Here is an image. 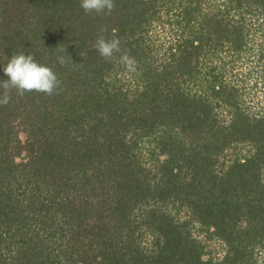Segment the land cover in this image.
Here are the masks:
<instances>
[{
    "label": "trees",
    "instance_id": "obj_1",
    "mask_svg": "<svg viewBox=\"0 0 264 264\" xmlns=\"http://www.w3.org/2000/svg\"><path fill=\"white\" fill-rule=\"evenodd\" d=\"M115 4L0 0V80L25 52L62 81L0 106V264H259L264 107L234 81L253 57L264 91V0ZM101 26L133 64L92 47Z\"/></svg>",
    "mask_w": 264,
    "mask_h": 264
},
{
    "label": "clouds",
    "instance_id": "obj_2",
    "mask_svg": "<svg viewBox=\"0 0 264 264\" xmlns=\"http://www.w3.org/2000/svg\"><path fill=\"white\" fill-rule=\"evenodd\" d=\"M80 7L85 14H96L110 16L114 11L115 0H79ZM108 31L107 27H100V34L97 36L93 48L105 60H110L116 54H120V60L126 64H133L134 60L126 50L121 48V39L113 32L110 38L104 34ZM42 43V41H41ZM58 49L63 55L57 58L58 63L64 66L66 63H73L70 56L65 54V46ZM80 56L85 57L86 52L80 51ZM3 72L7 79L0 80V106H6L12 98L13 91L20 97L26 93L38 92L51 96L60 88L62 81L56 72L46 64L39 63L34 55L25 52H13L10 59L3 67Z\"/></svg>",
    "mask_w": 264,
    "mask_h": 264
},
{
    "label": "rangeland",
    "instance_id": "obj_3",
    "mask_svg": "<svg viewBox=\"0 0 264 264\" xmlns=\"http://www.w3.org/2000/svg\"><path fill=\"white\" fill-rule=\"evenodd\" d=\"M167 35V30L160 31L157 30V33L154 34V42L159 45L162 41L166 40L165 36ZM251 43V42H250ZM168 46V42L165 41L163 48L161 49V52ZM253 57L247 58V56L244 57V59L241 62H237L236 66H238L239 74L236 76V80L234 81L235 84L238 86L242 93L241 97L245 98L249 101V109L250 111H257L260 110L261 107H264V91L259 86L253 87L252 83L254 78L258 75L257 72L254 70V66L256 64V59H252ZM226 69H229V65H226ZM242 78V79H241ZM244 80V81H242ZM127 85L126 87L132 88V84L134 82L126 80L125 82ZM190 85V84H189ZM17 139H20L22 142L26 140L27 135L26 132L19 130L17 135ZM24 154V153H22ZM22 156V155H20ZM17 160L19 157L16 158ZM194 229H192L193 231ZM193 234L197 236V238L204 239L205 233L204 232H197L193 231ZM208 246L210 244V248L215 255H222L223 250L222 246L220 244H216L215 241H208ZM208 248V247H207ZM257 256V260L259 264H264V253H259Z\"/></svg>",
    "mask_w": 264,
    "mask_h": 264
}]
</instances>
